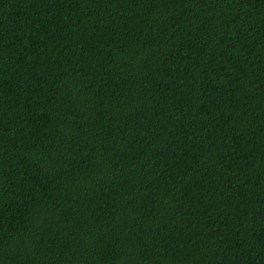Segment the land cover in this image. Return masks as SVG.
Masks as SVG:
<instances>
[{
	"label": "trees",
	"instance_id": "trees-1",
	"mask_svg": "<svg viewBox=\"0 0 264 264\" xmlns=\"http://www.w3.org/2000/svg\"><path fill=\"white\" fill-rule=\"evenodd\" d=\"M0 264H264V0H0Z\"/></svg>",
	"mask_w": 264,
	"mask_h": 264
}]
</instances>
